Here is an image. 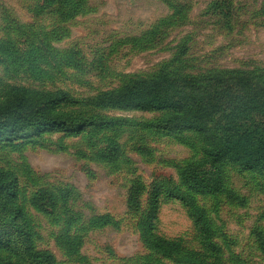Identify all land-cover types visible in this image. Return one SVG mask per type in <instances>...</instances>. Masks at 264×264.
I'll return each instance as SVG.
<instances>
[{
	"label": "trees",
	"instance_id": "1",
	"mask_svg": "<svg viewBox=\"0 0 264 264\" xmlns=\"http://www.w3.org/2000/svg\"><path fill=\"white\" fill-rule=\"evenodd\" d=\"M158 1L167 6L168 14L141 34L116 43L151 50L164 44L173 29L189 23L193 7L187 0ZM22 2L31 22L20 21L0 2V147L32 143L55 134L96 140L93 146L101 162L114 171L129 170L134 175L135 162L125 149L127 142L141 153L146 150L145 138L175 137L192 151L190 158L173 167L177 186L164 191L161 184L152 183L148 213L140 202L146 185L138 176H134L137 181L131 183L127 193L128 213L137 217L135 226L143 235L142 244L152 251L145 258L152 261L150 264H171L161 256L178 255L183 249L182 244L155 235L159 206L172 199L193 210L189 216L197 247L184 249L190 260L202 264H256L243 257L242 251L223 246L211 236L212 228L204 222V213L194 210V201L223 197L243 205L227 187L224 168L235 167L241 174L264 170V66L203 68L190 56L185 36L171 49L174 51L169 59L153 71L124 74L120 85L78 95L60 84L84 75L85 69L99 68L101 59L93 56L89 60L76 46L63 48L61 43L70 37L72 22L95 12L90 0ZM245 9L234 0H211L205 15L213 18L221 31L233 33ZM253 17L264 23V0L253 11ZM114 47L112 44L106 50ZM111 112L154 116L136 119ZM59 192L60 197L51 190L38 191L31 205L58 229L52 236L69 257H74L80 249H76L80 230L90 231L114 222L109 216L69 214L72 192ZM19 194V177L10 169H0V264H58L51 251L39 248L42 236L19 205ZM253 231L257 240L254 251L261 261L264 231Z\"/></svg>",
	"mask_w": 264,
	"mask_h": 264
},
{
	"label": "rangeland",
	"instance_id": "2",
	"mask_svg": "<svg viewBox=\"0 0 264 264\" xmlns=\"http://www.w3.org/2000/svg\"><path fill=\"white\" fill-rule=\"evenodd\" d=\"M210 1L187 0L193 7L189 23L173 29L164 44L141 51L132 44L116 42L149 29L168 14L167 6L158 0H90L95 12L70 24V37L61 43V47L76 46L89 60L97 56L101 59L97 63L99 68L85 69L84 75L62 81L60 86L68 87L78 95H88L120 85L124 74L151 72L169 59L174 51L171 49L185 36H188L190 56L203 68L236 70L264 66V23L253 17V11L262 0H234L246 9L233 33L221 31L215 20L205 15ZM0 2L20 21H32L22 0ZM112 44L115 47L106 50ZM110 114L136 119L154 116L138 112ZM95 141L55 134L45 135L32 143L2 146L0 169H10L19 177L18 203L42 236L39 248L51 251L58 264H150L152 261L145 257L152 251L148 245L142 244L143 235L135 226L137 217L127 210L128 190L131 183L137 181L134 176L144 182L146 193L140 202L143 211L148 213L152 183L161 184L164 191L177 186L178 177L173 167L190 158L192 151L175 137L145 138L146 150L141 153L136 152L132 142H127L125 149L132 153L135 162V174L131 175L129 170L114 171L101 162L94 150ZM223 174L227 187L239 196L243 205L230 203L223 197H202L195 199L194 210L204 213V222L212 228L211 236H215L223 246L242 251L243 257L253 263L264 264V259L260 261V256L254 251L257 240L253 231H264V170L241 174L237 168L227 166ZM45 189L58 197L61 196L60 189L72 192L70 204L73 206L68 210L69 214L109 216L114 224L90 231L80 230L76 241L79 252L69 257L52 236L58 233V229L31 205L35 193ZM192 211L172 199L159 206L155 235L183 246L178 255L161 256L172 261L171 264H202L190 260L189 252L184 251L190 245L197 247L189 216Z\"/></svg>",
	"mask_w": 264,
	"mask_h": 264
}]
</instances>
